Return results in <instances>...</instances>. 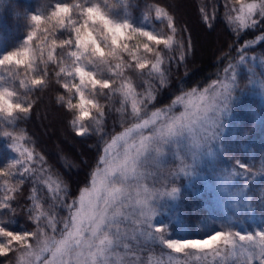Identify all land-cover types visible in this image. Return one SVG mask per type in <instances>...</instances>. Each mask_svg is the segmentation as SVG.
Segmentation results:
<instances>
[{"label":"snow or ice","instance_id":"snow-or-ice-1","mask_svg":"<svg viewBox=\"0 0 264 264\" xmlns=\"http://www.w3.org/2000/svg\"><path fill=\"white\" fill-rule=\"evenodd\" d=\"M124 3L121 15L108 0H55L48 5L46 14L37 12L26 17L29 30L20 46L0 51V67L9 70L8 79L0 76V129H3L0 136L10 138L8 147L16 154L0 166V192L5 193L0 195V217L14 211L12 202L25 178L32 175L35 180L29 196L32 201L29 219L36 224L34 231L20 232L10 229V221L0 219V257L6 258L11 253L16 264H128L118 249L123 248L126 256H136V250L159 248L168 255V264H187L175 260L174 254L189 258L196 255L204 264H264V225L259 230L241 232L234 230L235 223L231 220H222L215 228L202 220L200 238H188L190 227L179 210L181 192L175 186L167 187L169 183L175 184L180 175H197L198 169L203 168L237 211H242L241 205L248 210L253 205L264 208V152L260 153L258 164L256 157H251L252 163L242 162L225 140L227 116L237 99L236 90H257L264 96V72L257 79L249 68L250 75L243 86L238 79L250 61L255 64L256 58L246 53L264 43V31L240 44L235 63L230 61L225 69V79L213 82L212 95H201L193 104L196 90L192 89L176 95L169 105L156 108L158 100L152 81H145L148 89L141 95L136 92L133 77L142 78L147 71L148 76L159 79L161 89L167 87L164 64L166 58L171 60L167 53L177 45L176 20L159 3L146 5L144 18L138 20L127 11L132 6L131 0ZM236 3L240 9H232L237 14L229 15L227 23L239 42L243 32L264 24V0H236ZM153 11L156 21L167 22V33L151 23L149 16ZM200 12L208 23L205 9ZM234 23L235 28L231 27ZM42 24L47 27L41 29ZM38 31L45 34L44 44L48 43L49 35L52 37L47 60L43 58L41 45H33ZM58 35L67 38L57 40ZM178 47L183 61L191 43L185 45L181 39ZM37 48L41 50L39 56ZM57 49L59 59L54 54ZM113 61L118 63L113 66ZM261 62L264 63V58ZM49 63L57 65L55 83L68 93L66 101L64 95H58L57 103L72 115L69 123L75 135L95 134L98 138L97 158L71 202H67L72 195L70 185L57 179L56 188L51 187V166H44L43 155L27 147L26 132L16 128L19 120L30 116L35 104L31 98L21 100L18 89L25 92L46 89L50 84ZM13 67L15 71H11ZM229 71L231 77L227 76ZM106 74L108 78H104ZM249 85L253 87L250 89ZM86 90L92 98L86 95ZM116 94L121 98L117 112L124 117L122 124L127 123L128 127L111 134L105 128V108L95 97L111 98ZM150 105L154 108L151 113L147 111ZM174 106L182 111L173 113ZM88 121H94L95 126L87 124ZM108 136L111 139H106ZM120 141L124 143L123 152L114 153L113 146ZM170 155L179 164L165 171ZM149 161L157 171L144 170ZM37 163L39 168H33ZM44 173L49 175L41 183L48 186L53 199L60 200L68 212L62 229L56 214L46 211L35 195L36 181ZM257 176L261 177V184L254 187ZM17 177L19 183L11 184ZM149 178L154 180L152 186L147 182ZM60 192L64 195H59ZM164 197L177 203L169 205ZM169 207L177 209L171 219L167 222L156 219L162 209ZM173 222L177 227L170 230Z\"/></svg>","mask_w":264,"mask_h":264},{"label":"trees","instance_id":"trees-1","mask_svg":"<svg viewBox=\"0 0 264 264\" xmlns=\"http://www.w3.org/2000/svg\"><path fill=\"white\" fill-rule=\"evenodd\" d=\"M55 0H4L0 3V42L2 49L13 50L17 45H20L27 32L26 17L37 12L47 13L48 5L54 3ZM114 6V11L123 15L125 11L124 0H108ZM132 6L127 8L130 15L142 20L146 9V5L159 3L167 8L176 20L177 24V45L173 47L167 56L171 57L169 61L165 59L164 68L167 69V87L161 89L159 80L153 85L156 90L157 100L155 107H165L171 103L176 95L181 92H189L192 89L199 91L218 80L224 73L230 61L236 56V49L245 41L251 40L253 37L260 35L264 31V24H258L255 30L243 32L239 42H236L234 34L229 30L227 17H234L235 11L240 6L236 0H131ZM227 4V7L225 6ZM204 8L209 16L208 23L202 19L200 9ZM215 9V13L213 10ZM214 16V18H213ZM149 19L156 29H163L167 33V22L163 23L155 20L154 11L151 12ZM211 25V27H209ZM47 27L42 24L41 29ZM231 27L235 28L232 24ZM57 40L67 38L65 36H57ZM52 37L48 36V43L44 44L45 34L37 32L34 37L33 45L39 43L43 51V58L47 60V53L50 49ZM183 39L185 45L190 41L191 48L188 49L185 60H180L179 41ZM207 39V41L205 40ZM199 40L202 44L201 54L198 53ZM229 45H233L230 49ZM253 54L256 57H264V43H259L249 50L246 54ZM36 54H41L40 48L36 49ZM57 59L60 58V50L57 49L54 53ZM118 61H113V66ZM43 65H41V68ZM49 86L44 90L34 92H25L23 89H18L20 99L26 97L35 101L34 107L30 116L27 119H21L17 122L16 128L23 129L29 141L32 143L35 151L45 158V167L51 166V178L60 179L70 185L72 195L67 197V202H71L76 194L78 186L82 185L86 173L89 168L94 165L97 158V143L98 138L95 134H90L85 137H77L70 125V120L73 118L61 104L57 103V96L64 95L65 101L68 98L62 88L55 83L54 73L57 71V65L49 63ZM20 78H23L24 70L20 69ZM131 75V73H126ZM99 78V77H98ZM104 78H108L107 74ZM115 79V77H113ZM137 78L133 77L134 85H139ZM244 84L247 78H243ZM78 82V81H77ZM19 78L16 80L18 87ZM137 88V87H136ZM142 88V86H138ZM86 95H89L86 90ZM244 100L238 101L234 110L237 119L231 120L235 128L231 125L227 127L225 139L229 142L231 151L236 158L242 162L252 163L251 157H256V163H259L260 153L264 152V120L253 126L252 107L259 110L257 100L248 95L242 96ZM97 101L105 108V128L111 134L121 131L127 127V123L122 124L124 117L117 109L121 108L120 96L116 94L109 98L108 96L97 95ZM75 103L76 101L73 100ZM152 106L150 105L149 108ZM154 109V108H153ZM130 111V102H129ZM95 115V113H94ZM87 124L95 126L94 121H88ZM3 129H0L2 131ZM7 130H12L11 128ZM233 136L229 138L230 134ZM111 136L106 137V139ZM11 143L10 138L0 136V166L6 164L11 153L8 144ZM66 158V159H65ZM227 163V161H225ZM65 164L71 165L66 167ZM49 175V173H45ZM29 175L25 178L24 183L20 186L21 190L16 194L15 200L12 202L14 211L8 212L0 219L10 221V229L14 231H34L36 228L35 222L29 219V208L32 201L29 199L32 194L33 182ZM11 184L19 183V177L10 181ZM182 184V180L180 181ZM261 177L257 176L254 181V187L260 186ZM181 199L178 202L181 205L179 209L185 219V222L190 227V232L200 234L199 228L201 221L206 222L209 227L215 228L220 221L224 220V214L211 210L204 200L202 194H197L191 187L181 185ZM5 193L0 192V195ZM63 196L64 193L60 192ZM251 195V193H250ZM259 197V192L256 193ZM40 201L44 203L45 210L50 213H55L57 220L61 221L60 228L62 229L63 220L68 217V212L62 207L61 201L53 199V193H49L44 187L39 188ZM177 202H175L176 204ZM52 207H49V206ZM174 210L177 209L174 207ZM253 222L245 220V225L249 228L255 225V222L262 226L264 225V208L253 205ZM215 221V223H213ZM176 228L175 222L170 225V230ZM57 238L59 232L56 233ZM159 249V248H157ZM187 264H204L198 258L184 256ZM211 261V259H209ZM0 264H16V258L10 253L6 258L0 257Z\"/></svg>","mask_w":264,"mask_h":264},{"label":"rangeland","instance_id":"rangeland-1","mask_svg":"<svg viewBox=\"0 0 264 264\" xmlns=\"http://www.w3.org/2000/svg\"><path fill=\"white\" fill-rule=\"evenodd\" d=\"M4 0H0V3H3ZM240 9V6L238 7L237 11ZM237 11H235L234 13V17L237 14ZM234 27H237V25L234 23L233 24ZM207 41V39H205ZM20 45H17L16 47H18ZM15 47V48H16ZM203 47L202 44L199 40L198 43V55L201 54ZM0 51H3L2 49V45L0 42ZM248 57H253V54H247ZM255 60V64H253L251 61L247 64V66L244 68L243 73H241V76L238 77L239 79V83L241 84V86L245 85L243 78L246 77L247 80L249 78V72L248 69L251 68L252 71L256 74V78L260 79L261 78V73L264 72V63H262V58L264 57H256ZM237 59V56L234 57V59L231 61L232 63H235V60ZM229 65V64H228ZM228 67V66H227ZM8 69L4 68V67H0V76L5 77L6 79H8ZM11 71H15V68L13 67L11 69ZM239 71V70H238ZM228 77L232 76V72L229 71L227 73ZM137 78V82H139V85H134L136 92L139 94H143L147 91L148 89V85L145 83L146 80H151L152 81V85H154L155 83L158 82V78H152L150 76L147 75V71L145 72L144 77H136ZM225 79V73L218 79V80H224ZM217 81V80H216ZM214 82V81H213ZM212 83H210L209 85H207L206 87H204L203 89L196 91V97L193 99V104L197 103L199 96L201 95H206V96H210L213 94L214 89L212 88ZM247 83V82H246ZM138 86H142V88H139L140 90H138ZM137 87V88H136ZM253 86L249 85V88L251 89ZM207 90V91H205ZM244 95H248V96H253L254 98H256V100L258 101V107L259 110H255L253 108V117L255 119V124H260L263 120H264V96H262L259 91L257 90H245V91H240L239 89L236 90V92L234 93V96L237 97V99L234 100L233 104H232V108H231V112L228 114L227 116V125L225 127V134H226V130L227 127L230 126L232 124L231 120H236L238 115H236V112L234 110V106L238 101H242L244 100V98L242 96ZM187 99V97L185 98ZM130 102V101H129ZM152 108V107H151ZM147 111L149 113H151L152 111H154V109H150L148 107ZM173 113H178L180 111H182V108L180 107H173ZM170 115L172 113H169ZM253 119V120H254ZM128 127V126H127ZM232 128H235V125H231ZM123 130V129H122ZM121 130V131H122ZM120 132V131H119ZM228 133V130H227ZM233 136V133L230 134L229 138ZM111 139V138H109ZM226 140V139H225ZM130 143V141H129ZM8 144V143H7ZM27 147L29 148H33L32 143L29 141L28 139V143L26 144ZM123 148H124V143L123 141L118 142L116 145L113 146V152L114 153H122L123 152ZM16 154L11 152L8 153V157L12 158L14 157ZM226 163V162H225ZM179 164V161L175 159V157L173 156H169V162L168 164L165 166V171H167L168 169L174 168ZM33 168H39V164H34ZM145 171H157L153 165V163L151 161L148 162V164L145 166ZM198 173L197 175H192V176H183L180 175L179 177L176 178L175 180V184H171L169 183L167 185L168 188H171L173 186L177 187L178 189H180L181 185L184 186H188L191 187L197 194H202L204 196V200L207 203L208 207L211 210H215L218 212H221L222 214H224V221H228L231 220L235 223V228L234 230H239L241 232H244L245 230H259V228L261 227L260 225H258L255 222L254 226H251V228L247 227L245 225V220H247L248 222H253V206L251 208V210H248L246 208H244L243 205L240 206V208L242 209V211H237L236 208H234L232 206V204L230 202H227L226 199L219 193L217 187L215 186L212 178L206 174L205 170L203 168L198 169ZM32 178V182H34L35 180V176L30 175ZM47 174H43L42 176H40L39 180L36 181L37 184V192L35 193V195L40 199L39 196V188L44 187L49 193H53L50 192L48 190V186L44 183H41V181H43L45 179V177H47ZM182 180V184L180 183V181ZM52 184L51 187L53 189L56 188V183H55V179L52 178ZM148 184L150 186H152L154 184V180L152 178H149V180L147 181ZM156 187H161V184H155ZM164 200H168L169 205H174L175 202L171 201L169 198L164 197ZM175 212L174 207H169L166 209H162L160 211V215L156 218L159 220H163L165 222H167L169 219H171L173 213ZM177 227V226H176ZM63 228V226H62ZM211 228V227H210ZM177 235H179V233H177ZM59 238V237H58ZM188 238H200V234H196V233H189ZM121 256H123L124 260L128 261V264H168V255L166 254H162L160 249H155V250H150V251H140V250H136L137 251V255L136 256H126L124 255V250L123 248H120L117 250ZM167 251V250H166ZM184 254H174V258L177 261H183L184 260ZM137 257L139 259H137ZM193 258H197L196 255L192 256ZM114 261L117 259L116 257L113 258ZM209 259H212L211 257H209ZM258 264V262H257Z\"/></svg>","mask_w":264,"mask_h":264}]
</instances>
